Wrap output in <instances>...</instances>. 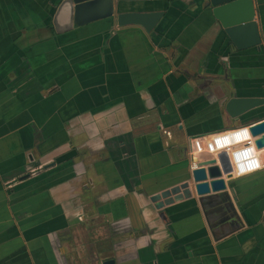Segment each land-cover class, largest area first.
Returning a JSON list of instances; mask_svg holds the SVG:
<instances>
[{"label":"crops","instance_id":"crops-1","mask_svg":"<svg viewBox=\"0 0 264 264\" xmlns=\"http://www.w3.org/2000/svg\"><path fill=\"white\" fill-rule=\"evenodd\" d=\"M116 1L162 16L55 34L58 0H0V264H264V168L225 195L149 200L187 179L193 138L264 116L223 110L264 98V0L244 50L206 0Z\"/></svg>","mask_w":264,"mask_h":264},{"label":"water","instance_id":"water-1","mask_svg":"<svg viewBox=\"0 0 264 264\" xmlns=\"http://www.w3.org/2000/svg\"><path fill=\"white\" fill-rule=\"evenodd\" d=\"M174 1V0H168ZM116 0H58L50 20V26L55 34L65 33L72 28L81 27L87 23L105 19H112L117 27L129 25L139 26L145 33H150L162 16V12L150 13H117ZM212 20L222 29L231 47L244 50L249 47H258L259 37L256 31L254 6L252 0H206ZM202 48H198L199 53ZM264 106V98L231 96L224 104L223 110L228 118L240 121L244 118L256 117ZM261 117V119H259ZM256 120H244L250 127L252 136L264 133V116ZM257 148L264 146V134L255 140ZM227 169V168H226ZM226 169H218L212 161H205L198 168L189 171L187 179L162 190L149 197L156 208L170 205L174 202L188 199L191 193L196 197H206L222 193L225 184L231 180L224 178ZM228 170V169H227ZM104 264H112L111 261Z\"/></svg>","mask_w":264,"mask_h":264},{"label":"clouds","instance_id":"clouds-1","mask_svg":"<svg viewBox=\"0 0 264 264\" xmlns=\"http://www.w3.org/2000/svg\"><path fill=\"white\" fill-rule=\"evenodd\" d=\"M260 138V136H257L256 140ZM205 139L209 140L208 149L210 151L223 150L226 152L233 177L244 176L264 168V163L260 159V154L264 153V149L257 151L249 126L213 133ZM194 145L193 156L195 158L198 151H202L200 138H195Z\"/></svg>","mask_w":264,"mask_h":264},{"label":"built area","instance_id":"built-area-1","mask_svg":"<svg viewBox=\"0 0 264 264\" xmlns=\"http://www.w3.org/2000/svg\"><path fill=\"white\" fill-rule=\"evenodd\" d=\"M245 126H253V124H245V125H241V126H238V127H233V128H240V127H245ZM233 128H230V129H233ZM228 130V129H227ZM226 131V130H224ZM224 131H220V132H224ZM220 132H217V133H220ZM264 133H261L260 135L258 136H262ZM211 135L207 136V137H198L200 138L201 140V149L202 151H198L197 155L193 156V151H194V140L195 138H193L190 142V151H189V156L192 157V160L188 163V171H192V170H195L198 168V165L201 164L202 162H205V161H212L213 164L215 166L218 167V169L221 171V169H226V172L225 174H222V177L224 178L225 180V177L226 176H229L231 179L233 178H239V177H233L232 175V169L231 167L229 166V161H228V156L226 155V152L221 150V151H217V152H213V151H210L208 149V143H209V140L208 139H205V138H209ZM256 137L257 136H252L253 138V141L255 142L256 140ZM260 149H264V146L261 147V148H257V151L259 152ZM260 159L262 161V163H264V153H261L260 154ZM195 164V166H193ZM262 169V168H261ZM259 169V170H261ZM259 170H256L252 173H248L244 176H247V175H250V174H253L255 172H258ZM240 177H243V176H240Z\"/></svg>","mask_w":264,"mask_h":264},{"label":"trees","instance_id":"trees-1","mask_svg":"<svg viewBox=\"0 0 264 264\" xmlns=\"http://www.w3.org/2000/svg\"><path fill=\"white\" fill-rule=\"evenodd\" d=\"M216 200V199H215ZM226 213H228L229 214V211L227 210V208H226Z\"/></svg>","mask_w":264,"mask_h":264}]
</instances>
